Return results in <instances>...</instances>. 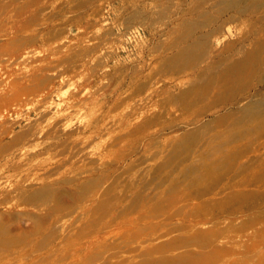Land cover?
I'll use <instances>...</instances> for the list:
<instances>
[{
  "label": "rangeland",
  "instance_id": "rangeland-1",
  "mask_svg": "<svg viewBox=\"0 0 264 264\" xmlns=\"http://www.w3.org/2000/svg\"><path fill=\"white\" fill-rule=\"evenodd\" d=\"M0 264H264V0H0Z\"/></svg>",
  "mask_w": 264,
  "mask_h": 264
}]
</instances>
